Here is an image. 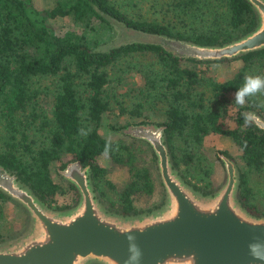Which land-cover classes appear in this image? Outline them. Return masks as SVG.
I'll return each instance as SVG.
<instances>
[{
	"label": "trees",
	"instance_id": "16d2710c",
	"mask_svg": "<svg viewBox=\"0 0 264 264\" xmlns=\"http://www.w3.org/2000/svg\"><path fill=\"white\" fill-rule=\"evenodd\" d=\"M163 3L164 11L181 22L134 16L118 0H56L53 6L42 9L30 0H0V166L28 186L41 202L63 210L77 201L55 204L62 188L53 180L50 166L55 162L63 168L78 160L89 166L93 189L106 208L124 215L150 212L160 205L139 207L136 200L151 197L163 184L137 140L151 148V158L156 160L152 146L126 133L127 126H120L132 141L111 138L113 151L108 158L112 165L128 172L127 178L117 182L99 162L108 138L98 128L102 114L111 107L129 115L151 112L163 118L140 122L163 127L172 166L186 184L203 194L218 187L203 140L211 132L230 137L239 149L237 158L227 149H217L215 157L222 162L218 156L222 152L234 160L239 175L238 200L250 213L263 216L264 130L245 128L241 114L251 110L264 117V108L236 105L233 127H223L222 119L230 102L227 93H236L246 75L264 76V47L231 58L197 60L180 57L152 39H128L127 32L167 35L203 45L223 44L252 30L257 12L249 0ZM66 15L92 29L104 24L113 27L115 22L127 29L118 32L126 40L106 47L90 46L84 36L52 24ZM193 20H209L208 28ZM232 59H239L241 65L224 79L206 67ZM130 72L141 82L121 90L120 80ZM35 77L52 79L53 85L46 88L52 95L51 116L39 103L41 90L34 85ZM259 97L257 104L264 102V96ZM81 127L91 128V132L86 137L79 135ZM8 197L0 189V221ZM2 234L0 231V242L4 241Z\"/></svg>",
	"mask_w": 264,
	"mask_h": 264
},
{
	"label": "water",
	"instance_id": "95a60500",
	"mask_svg": "<svg viewBox=\"0 0 264 264\" xmlns=\"http://www.w3.org/2000/svg\"><path fill=\"white\" fill-rule=\"evenodd\" d=\"M249 2L257 12V24L229 42L203 45L161 34L152 41L180 57L197 60L231 58L262 48L264 0ZM125 132L152 146L165 191L162 204L136 215L111 211L96 196L89 166L71 160L59 172L75 185L79 198L67 209H55L0 166V189L30 216L25 233L0 242V264H88L92 260L124 264L129 255L124 233L129 232L143 252L141 264H264L253 259L248 248L254 240H264V215L250 213L238 200L234 160L218 152L225 178L212 193L203 194L186 184L172 166L161 125L132 124Z\"/></svg>",
	"mask_w": 264,
	"mask_h": 264
},
{
	"label": "rangeland",
	"instance_id": "374dc122",
	"mask_svg": "<svg viewBox=\"0 0 264 264\" xmlns=\"http://www.w3.org/2000/svg\"><path fill=\"white\" fill-rule=\"evenodd\" d=\"M31 3L38 9L51 7L56 3V0H30ZM123 2L124 6L128 9V12L134 16H148L150 18H156L158 20H170L172 22H181V19L171 13L165 12V5L163 2H168L169 0H118ZM195 23L203 25V27L208 28V21L193 20ZM57 27H62V29L73 30L75 33L84 36L85 40L90 46L93 47H106L109 45L116 44L117 41L126 40L125 37L119 34V30L123 28L119 24L113 23V27H108L104 25H98L97 28H86L83 22L75 20L71 15H66L65 17L56 18L52 21ZM126 32L127 29L123 28ZM128 32V39L130 38H144L153 39L156 35H136L130 31ZM130 37V38H129ZM188 62H186L187 64ZM201 65V64H200ZM241 65L239 59H232L229 61H219L210 63L208 67L209 72L217 76L218 78L224 79L237 70ZM119 72V71H118ZM124 77L120 80V89L123 90L126 86H131L134 83L141 82V78L135 73L130 72L123 75ZM36 83L34 84L36 88L40 91L37 96L39 103L41 104L44 112L51 116L52 109V95L47 91L48 85H53L52 79L49 77H35ZM227 97L229 98V103L227 105V111L222 119L223 127H233L236 125L235 113L236 105L231 102L235 100V93L228 92ZM262 96L259 97L261 99ZM163 116L158 114H153L151 112L144 113L143 115H129L127 113H120L115 107H111L102 114L101 123L99 125L98 131L100 134L107 138H122L126 141H132V138L125 134L122 127L129 126L137 121H151L156 122L161 120ZM111 125L119 127L120 129H114ZM125 130V129H124ZM3 132V121L0 118V137ZM146 149L145 157L153 163V167L157 169L154 174L159 176L158 167L155 158H151V148L141 141L137 140ZM203 149L212 158V175L215 179V183L219 186L225 178V169L223 163L220 162L215 157V151L217 149H227L230 154L237 158L239 149L237 145L232 142L230 137L220 135L218 133H209L203 140ZM99 162L109 169V176L117 182L124 180L128 177V172L125 167H116L112 165L108 157L103 155L99 157ZM155 163V164H154ZM57 164L54 162L50 166V174L55 182H57L62 191L56 194L57 202L55 204L61 205H72L78 198L79 193L76 188L71 185L72 183L59 172ZM160 179V176H159ZM165 198V191L163 187L157 186L154 194L151 197H144L143 199L136 200L139 207H148L154 205H161ZM102 202V201H101ZM103 203V202H102ZM104 204V203H103ZM105 205V204H104ZM108 209L110 208L107 206ZM4 215L0 221V231L3 233L4 241H10L18 236L22 235L29 229L30 216L28 210L15 199L8 197L3 203ZM110 210V209H109ZM3 242V241H1ZM93 262H98L97 260H92L88 262L91 264ZM98 264H102L98 262Z\"/></svg>",
	"mask_w": 264,
	"mask_h": 264
},
{
	"label": "clouds",
	"instance_id": "9594fccd",
	"mask_svg": "<svg viewBox=\"0 0 264 264\" xmlns=\"http://www.w3.org/2000/svg\"><path fill=\"white\" fill-rule=\"evenodd\" d=\"M264 96V76L262 75H246L244 77V83L235 93L234 104L243 108L246 104H252L259 108H264V102L257 104V97ZM243 116L244 127H256L260 130H264V117H261L256 112L246 111L241 114ZM79 135L86 137L90 132L91 128L81 127ZM244 146H247V142H244ZM115 150H118V146ZM113 151V142L109 137L104 148L102 155L109 157ZM129 233L127 239L129 241L128 252L129 255L125 260L124 264H141L143 252L139 245L136 243L135 235ZM249 254L255 260L264 262V240L256 239L248 245Z\"/></svg>",
	"mask_w": 264,
	"mask_h": 264
},
{
	"label": "flooded vegetation",
	"instance_id": "af4514ba",
	"mask_svg": "<svg viewBox=\"0 0 264 264\" xmlns=\"http://www.w3.org/2000/svg\"><path fill=\"white\" fill-rule=\"evenodd\" d=\"M134 124H147V123L137 122V123H134ZM129 126H130V125H129Z\"/></svg>",
	"mask_w": 264,
	"mask_h": 264
}]
</instances>
